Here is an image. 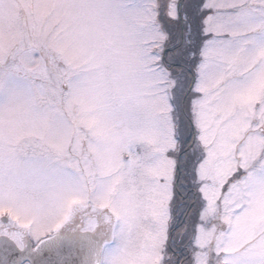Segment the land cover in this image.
<instances>
[{
    "label": "snow or ice",
    "instance_id": "obj_1",
    "mask_svg": "<svg viewBox=\"0 0 264 264\" xmlns=\"http://www.w3.org/2000/svg\"><path fill=\"white\" fill-rule=\"evenodd\" d=\"M5 18L0 105L28 123L12 164L79 193L51 224L0 199V234L78 214L126 231L132 264H264V0H0Z\"/></svg>",
    "mask_w": 264,
    "mask_h": 264
},
{
    "label": "clouds",
    "instance_id": "obj_2",
    "mask_svg": "<svg viewBox=\"0 0 264 264\" xmlns=\"http://www.w3.org/2000/svg\"><path fill=\"white\" fill-rule=\"evenodd\" d=\"M0 23L3 24L7 42L10 21L5 18ZM27 128V120L21 112H13L10 106L0 105V199L8 204L13 202V196L20 194L23 200L34 206L28 214L38 224H51L56 220V212L50 209L53 206L57 209L62 207L67 199L79 193V189L75 186L74 177L55 172L46 174L39 183L32 179L21 183L17 169L12 164V141ZM100 236L103 242L94 253L92 264H132L137 251L126 231L102 229Z\"/></svg>",
    "mask_w": 264,
    "mask_h": 264
},
{
    "label": "flooded vegetation",
    "instance_id": "obj_3",
    "mask_svg": "<svg viewBox=\"0 0 264 264\" xmlns=\"http://www.w3.org/2000/svg\"><path fill=\"white\" fill-rule=\"evenodd\" d=\"M101 230V228H98L95 231L86 230L85 222L81 219L78 214L74 215L59 230L47 236L50 237L58 233L68 234L66 239L63 241L61 247H59V249L54 252V256L45 257V263L47 264V262L50 261L55 262L60 260L61 258H66L69 255H74L78 249L84 246V240L82 239V236L85 232H95V237H98L102 240L100 236ZM43 239L44 238H41L40 240H34L30 238L28 234H24L20 239V243L18 244L16 240L12 238L11 230H9L8 235L0 234V264H8L10 262L11 256L14 254L20 253L27 249L34 250L39 244V242ZM22 264L31 263L29 261H25Z\"/></svg>",
    "mask_w": 264,
    "mask_h": 264
},
{
    "label": "water",
    "instance_id": "obj_4",
    "mask_svg": "<svg viewBox=\"0 0 264 264\" xmlns=\"http://www.w3.org/2000/svg\"><path fill=\"white\" fill-rule=\"evenodd\" d=\"M83 234L84 246L78 249L74 255H69L55 262H47V264H92L93 255L100 248L102 240L95 237V232ZM67 236V233H58L44 238L34 250L27 249L12 255L8 264H22L25 261H29L31 264H46L45 257L54 256V252L61 247Z\"/></svg>",
    "mask_w": 264,
    "mask_h": 264
},
{
    "label": "rangeland",
    "instance_id": "obj_5",
    "mask_svg": "<svg viewBox=\"0 0 264 264\" xmlns=\"http://www.w3.org/2000/svg\"><path fill=\"white\" fill-rule=\"evenodd\" d=\"M101 231H102V230H101ZM101 231H100V232H101ZM28 235H29V237H30V238H32V239H34V240H36V239H35V238H34V237L31 235V234H28ZM112 243L114 244V243H115V241H113Z\"/></svg>",
    "mask_w": 264,
    "mask_h": 264
}]
</instances>
